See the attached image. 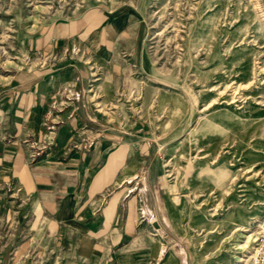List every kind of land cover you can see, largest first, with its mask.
<instances>
[{
    "label": "rangeland",
    "instance_id": "1",
    "mask_svg": "<svg viewBox=\"0 0 264 264\" xmlns=\"http://www.w3.org/2000/svg\"><path fill=\"white\" fill-rule=\"evenodd\" d=\"M98 4L128 10L140 33L135 48L119 49L124 69L128 67L122 77L107 76L106 62L82 42L35 54L25 49V35L46 19L70 18ZM69 59L88 67L85 94L111 123L141 121L160 148L163 182L154 198L160 211L155 220L165 228L162 252L153 253L147 264H248L264 217V159L250 162L242 147L264 140L263 1L0 0V84L25 65L56 66ZM73 87L71 100L75 83ZM66 90L63 98L52 101L49 123L56 125L53 117L68 106L51 111L56 100L67 99ZM218 108L235 114L241 127L195 146L200 144L192 142L191 130ZM55 131L47 127L43 139L28 143L49 145ZM198 160L211 166L222 161L230 171L227 182L219 185L195 175L202 169ZM152 204L143 201L140 206L153 210ZM150 225L144 238L148 248L158 237L157 227ZM18 227L0 217L2 242L27 237V228ZM40 241L37 231L26 252L28 264H81L67 255L72 249Z\"/></svg>",
    "mask_w": 264,
    "mask_h": 264
},
{
    "label": "crops",
    "instance_id": "2",
    "mask_svg": "<svg viewBox=\"0 0 264 264\" xmlns=\"http://www.w3.org/2000/svg\"><path fill=\"white\" fill-rule=\"evenodd\" d=\"M134 21L128 10L98 4L70 18L46 19L25 35L24 46L35 54L82 42L106 62L107 76L120 78L128 67L119 49H133L140 40ZM90 78L86 64L69 59L56 66L25 65L0 84V217L14 229L21 224L28 230L20 240L0 239V264H28L26 252L37 231L39 245L52 240L72 249L67 255L81 264H147L153 253L162 252L165 226L155 220L160 211L154 202L163 182L160 148L141 121L111 123L85 94ZM73 83L77 90L70 105L53 117V140L30 145L43 139L52 101L63 98L62 90ZM241 124L235 114L214 109L190 137L202 147ZM242 147L250 162L264 159V140ZM32 152L37 153L33 159ZM195 163L202 167L195 175L227 182L230 171L222 161ZM143 201L154 204L146 220L139 212ZM150 223L158 237L148 248L144 238Z\"/></svg>",
    "mask_w": 264,
    "mask_h": 264
},
{
    "label": "built area",
    "instance_id": "3",
    "mask_svg": "<svg viewBox=\"0 0 264 264\" xmlns=\"http://www.w3.org/2000/svg\"><path fill=\"white\" fill-rule=\"evenodd\" d=\"M74 87L73 84H70L69 87L67 86V94H66V98L65 100H63L62 102H58L56 100V105H52V109L51 111H53V109L58 108L57 105H61L64 106L65 104H69L71 101L72 96L74 95ZM55 103V102H54ZM47 120V119H46ZM49 120L46 121V125L47 127L50 129V133H53V131L55 130V123L54 122H48ZM36 152H33L31 157L32 159L36 157ZM139 212H140V216L143 220L147 219V215H149V213H151V209H149L146 205H142L139 207ZM258 230H257V236L255 239V244L253 247V251L249 257L248 260V264H264V217L262 219L259 220L258 224H257Z\"/></svg>",
    "mask_w": 264,
    "mask_h": 264
},
{
    "label": "bare ground",
    "instance_id": "4",
    "mask_svg": "<svg viewBox=\"0 0 264 264\" xmlns=\"http://www.w3.org/2000/svg\"><path fill=\"white\" fill-rule=\"evenodd\" d=\"M243 230H247V229H244V228H243ZM248 237L250 238V235H249Z\"/></svg>",
    "mask_w": 264,
    "mask_h": 264
}]
</instances>
